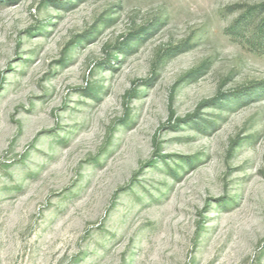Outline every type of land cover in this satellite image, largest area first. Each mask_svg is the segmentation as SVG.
I'll return each instance as SVG.
<instances>
[{"label":"rangeland","instance_id":"1","mask_svg":"<svg viewBox=\"0 0 264 264\" xmlns=\"http://www.w3.org/2000/svg\"><path fill=\"white\" fill-rule=\"evenodd\" d=\"M0 264H264V0H0Z\"/></svg>","mask_w":264,"mask_h":264}]
</instances>
